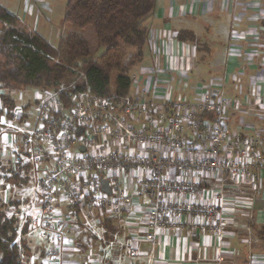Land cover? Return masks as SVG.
<instances>
[{
  "label": "built area",
  "instance_id": "obj_1",
  "mask_svg": "<svg viewBox=\"0 0 264 264\" xmlns=\"http://www.w3.org/2000/svg\"><path fill=\"white\" fill-rule=\"evenodd\" d=\"M153 89L150 95L157 93L164 100L99 97L86 89L72 94L69 106L54 93L38 92L31 110L20 104L2 108L3 155L10 150L16 157L13 165L31 169L46 164L32 181L20 215L52 244L44 264L68 241L61 212L53 204L55 194L70 204L69 213L78 220L79 213L92 208L116 220L133 203L118 183L119 173L128 181L133 176L135 195L146 198L141 212L147 224L144 239L154 247L158 231L180 225L186 213L202 218L220 235L223 222L212 200L217 193L204 187V181L219 175L233 185L258 188L263 141L227 125L229 111L244 115L247 107L213 83L200 88L196 103ZM101 179L108 180L110 195L101 190ZM117 248L119 263L134 264L139 257L130 241L117 242Z\"/></svg>",
  "mask_w": 264,
  "mask_h": 264
},
{
  "label": "crops",
  "instance_id": "obj_2",
  "mask_svg": "<svg viewBox=\"0 0 264 264\" xmlns=\"http://www.w3.org/2000/svg\"><path fill=\"white\" fill-rule=\"evenodd\" d=\"M203 23L206 24L204 28H214L213 54H209L208 62H205L208 44L201 41L195 29L202 28ZM147 27L143 57L131 68L138 69L141 81H133L128 96L141 100L153 97L162 101L164 98L157 99V93L150 95L154 82L168 81L172 70L180 71L183 76L190 71L188 102L196 103L202 88L217 84L225 96L235 98L240 106L247 107L252 100L257 103L258 112L250 111L239 123L237 112H228L227 123L232 131L252 135L255 127L250 128L247 122L262 125L264 0H163L158 7L155 0ZM182 30L193 32L203 45L202 49L179 40L177 34ZM258 136L264 144V134L260 132ZM41 170L39 168L40 173ZM117 180L120 187H125L132 195L133 203L120 219L113 220V238L107 240L102 225H99L98 234L89 239L99 248L90 249L68 226H63L68 241L61 255L55 258L56 261H49L50 264H123L117 260V242L124 240L130 241L138 253L134 264H264V166L257 170L258 188L255 191L233 185L219 175L202 183L217 193L212 200L218 206L223 222L219 236L204 224L202 218L186 213L180 225L158 231L154 247L144 239L147 224L141 212L146 198L135 195L134 181H128L124 172L119 173ZM4 188L2 185L0 199L6 203L11 194L8 196ZM33 236L37 243L30 254L36 255L44 264L41 256L52 244L40 240L37 232H33Z\"/></svg>",
  "mask_w": 264,
  "mask_h": 264
},
{
  "label": "trees",
  "instance_id": "obj_3",
  "mask_svg": "<svg viewBox=\"0 0 264 264\" xmlns=\"http://www.w3.org/2000/svg\"><path fill=\"white\" fill-rule=\"evenodd\" d=\"M154 5L155 0H67L64 22L77 28L91 27L96 44L103 48L92 58L85 38L65 35L54 47L0 3V114L3 107L16 105L10 92L26 87L39 93H54L64 106L70 105L72 94L86 89L99 97H128L133 79L127 70L143 57L148 36L144 21ZM177 38L202 49L200 40L191 31L182 30ZM23 108L28 111L32 107L26 103ZM0 168L9 174L6 182L16 187L28 183L32 170L30 165L2 164L1 157ZM21 204L18 199L11 198L6 203L0 199V264H23L24 255L29 253L24 244L20 250L14 243ZM8 205L15 208L10 216L5 212ZM96 218L105 238L112 239L113 219L99 212ZM29 231L25 224L22 232Z\"/></svg>",
  "mask_w": 264,
  "mask_h": 264
},
{
  "label": "rangeland",
  "instance_id": "obj_4",
  "mask_svg": "<svg viewBox=\"0 0 264 264\" xmlns=\"http://www.w3.org/2000/svg\"><path fill=\"white\" fill-rule=\"evenodd\" d=\"M163 0H156V6H160ZM0 3L4 5L9 11H11L15 16L18 18V20L22 23L27 24L30 28L37 31L39 34H41L52 46L57 47L59 44V40L61 37L65 35H77L80 37L85 38L90 46L91 54L90 57L96 58L99 53L102 51V47L98 46L95 42V35L94 30L91 27H85V28H77L70 24H67L64 22V12L67 0H0ZM209 20V18H206ZM211 21H213V18H210ZM149 17L145 19L144 24L148 26ZM206 26L205 23H203L202 28H195L196 32L201 38V41L203 43L208 44L209 52L208 57L205 59V62L209 61V54H213V29L212 28H204ZM138 69L132 70L128 69L127 73L132 77L134 83H139L140 77L138 74ZM137 72V73H136ZM170 79L167 81L165 80L162 83L154 82L153 88L157 91H160V94L162 95V92L169 93L173 96L174 99H184L187 100L188 96V89L190 88L191 83V72H185V75L183 76L180 71H171ZM141 84V83H140ZM160 89H158V88ZM154 89L152 93L154 92ZM39 91L34 88H22L20 90H16L11 93L12 98L14 99L16 104L20 105H26V103H30L31 107L33 108L34 103V96ZM9 93V94H10ZM166 93H163L164 96L168 95ZM151 94V93H150ZM157 99H162L161 96ZM255 100H252L247 103V108L249 109L246 114L240 115L237 113V121H241L250 111L252 112H258V107H256ZM246 107V106H245ZM31 108V109H32ZM30 109V110H31ZM240 116V118H239ZM262 120V119H261ZM250 128L255 127L253 133L254 134H264V120H262V125H254L252 122L248 123ZM248 126V125H246ZM2 150L0 148V155L3 157L2 164L4 163H10L14 164L16 157L10 153L6 152L8 156H4L2 153ZM24 166V165H20ZM46 164L42 163L40 164L39 168L45 167ZM39 170H36L35 168L30 170V179L26 185H21L20 187H16L12 184H8L6 182V178L8 177V173H3L2 169L0 168V189L3 185L5 193L8 192V196L10 195V198L13 200L18 199L22 202V204L19 206V213H18V220H19V226H18V233L14 240V243L18 246L20 250H22L24 244L28 252L23 257V264H43L42 260L37 259L38 257H32L31 252L36 247L37 239L35 236H33V232H37V237L40 240H43L38 235V230H35V228L29 226L26 222L23 221L22 218H20V215L23 213L22 206L25 200L28 198V194H30V187L32 186V181L35 179V176L39 175ZM22 176V175H21ZM4 193V194H5ZM55 207L60 210L61 212V221L63 223V226H68L72 233H74L75 237L79 239L81 242H85L86 247L92 249L95 247L96 249L99 247H96L93 242H90V238L92 239L93 235H97L99 232V226L97 225V218L96 215L98 214L97 209L92 208L89 210H85L83 214L79 213L78 218L79 220L72 214L69 213V205L66 201H64L59 194H55L54 203ZM15 211V208L13 205H9L5 212L8 216H10ZM86 216L87 219H84L83 216ZM83 222V223H82ZM82 223V225H81ZM27 224L29 227V232L24 234L22 232V227ZM88 224V226H87ZM95 224V225H94ZM86 226V227H85ZM86 229V232H84V229ZM32 232V233H31ZM84 240V241H83ZM46 241V240H44ZM48 241V240H47ZM66 246V245H65ZM47 252V251H46ZM45 252V253H46ZM45 253L41 258L44 260ZM59 255L55 258H58ZM54 259L48 260L46 264H50L49 261H56ZM57 264H62L57 262Z\"/></svg>",
  "mask_w": 264,
  "mask_h": 264
},
{
  "label": "water",
  "instance_id": "obj_5",
  "mask_svg": "<svg viewBox=\"0 0 264 264\" xmlns=\"http://www.w3.org/2000/svg\"><path fill=\"white\" fill-rule=\"evenodd\" d=\"M81 151H84V148L81 147ZM100 185H101V190L105 192L107 195L111 194L110 186L108 184V180L106 179H101L100 180Z\"/></svg>",
  "mask_w": 264,
  "mask_h": 264
}]
</instances>
